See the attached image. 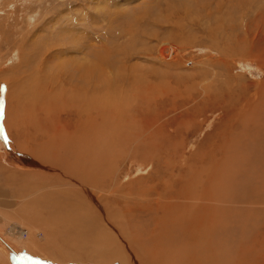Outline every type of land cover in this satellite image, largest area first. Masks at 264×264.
I'll use <instances>...</instances> for the list:
<instances>
[{
    "label": "rangeland",
    "instance_id": "rangeland-1",
    "mask_svg": "<svg viewBox=\"0 0 264 264\" xmlns=\"http://www.w3.org/2000/svg\"><path fill=\"white\" fill-rule=\"evenodd\" d=\"M36 45L40 48H37ZM104 48H107V51ZM33 50L37 51V55L42 52L45 54L37 58ZM168 53L172 54L169 59ZM222 55H225L224 58H221ZM41 59L42 61H40ZM219 62L221 64H218ZM263 65L264 0H0V190H7L12 194V201L15 206L7 209L11 212L10 215L16 214L15 216H19L23 220L25 219V223L27 222L25 228L27 243L20 246L26 250L27 257L43 264H162L160 261L163 264H196L195 261L202 258L203 253H207V250L210 251V248H212L210 252L217 255L206 254L207 257L205 258L210 261L209 264H227L224 260L226 255H233L231 259L236 260L237 258L238 264H248L249 261L245 263L244 260L250 258L253 259L251 264H254V262L257 264L255 261L257 255L258 258L262 257L258 264H264V235H262L264 234V200L251 195L248 197L252 201L251 204L241 203L244 189H246V182L244 181H247L249 185L254 183V185L264 186V168L255 169L257 165L264 163V154L255 153L254 157L256 159L248 157L243 149V144L248 142L255 150L258 141L259 144L262 142L261 147L264 146V139L255 136L252 129H248V134L245 132L247 138L244 139L241 136L235 142L225 146L220 145V142L225 139H219L224 134L222 128L224 115L231 113L230 94L236 95L235 107L232 110H238L246 102L250 103L249 109L254 106L264 107V100H262L264 89L259 87L257 90V83L259 84L264 80ZM96 66L103 69L102 74ZM85 69L92 71L93 74L96 73L95 76L99 74L101 80H106L111 85L119 83L118 92L124 93L121 99L125 101L130 98L133 110H136V107L139 106L142 107L141 111L145 115L148 113L154 117L159 115L162 117L172 113L176 116L179 114L178 112H181L180 121H188L189 127H192L193 133L188 136L182 135L185 138V141H182L184 147H181V154L178 152L180 160L176 161L177 166L173 165L175 168L174 180H171L173 192H175L176 187L177 191L184 188L183 190H187L188 193L180 200L170 199L171 185L166 181V184H169L170 187L166 186L165 190L161 181L156 185L155 190L161 195V202L164 206L170 204L174 206L175 202H180L182 210H184V206L192 210V204L190 203H195L194 190L188 186L189 184H186L191 179L192 174L195 182L203 169L208 173L211 156L214 158L227 157L231 161L228 168H233L228 170V187L227 190L226 188L221 190V192L224 191L222 199L220 192H217V196L212 195L213 192L208 193V195L218 200V204L222 206L221 209L223 208V213L220 211V207L217 214L214 210L211 214H208L206 213L208 210L201 209L200 215H194L193 218V215H191L188 221L186 220L190 213L186 218L185 215H181L185 219H182L183 221L180 224L178 223L181 230H184L189 237L199 243H194V247L192 246L193 243H190L191 248L189 242L183 240L182 237L180 239L182 253L179 245L176 244L177 241L174 242L176 247L173 244V248H178L181 251H179L178 257L160 251L162 249L161 244H165L164 240L166 238L170 240L169 234L173 231L168 233L169 228L165 231L162 229L164 227L162 222H165V219L160 218L163 213L155 205H145L140 194L125 192L121 194L124 196L122 198L119 193L110 191L113 187V190H115V186L127 187L129 184H134V189L137 192L145 188L149 189L150 185L144 181L156 179L159 171H161V167L158 169L155 166L156 162L154 160L148 159L151 162L150 164L148 161L141 162L136 159H129V157L121 159L115 156V159L118 160L116 165L114 164L111 169L108 167L110 170L105 172V176H107V173L112 172V184L114 185H111L110 189L108 187L105 188L107 190L102 189L105 191L96 190L94 194L89 190L88 185H85L78 176L73 175V173L79 172L80 169L76 167L78 159H73L71 153L69 154V144L66 145V163L70 166L73 162L72 167L74 169L72 168L70 171L69 166L66 164V172L62 170L61 165L51 166V158L44 157L42 147H37L39 149L37 154L40 158L32 154L34 144L30 137L26 140L23 126L17 129L19 133L23 134L22 143L18 142L13 145L12 136L16 134V130L12 128L13 123L15 127L16 122L25 124L30 116L32 117L33 113L38 111L36 106L29 105L32 95L49 104L56 92L57 94L59 92L57 89L54 90L52 86L51 89L46 88L42 91L43 86L46 84L44 77L48 81L52 79L59 81L61 79L59 81L61 82L64 78L66 80V102H60L55 107L56 111L50 112L49 119L56 120L54 114L66 108L64 119H66L68 125L74 127L75 115L69 111L70 104L76 98V95L78 93L80 95L82 91H84L83 100L85 99L84 94L91 95L93 92L91 97L86 98V101L91 99V103L95 104L94 111L102 109L97 100L102 99L105 93L100 95L97 91L102 90L101 88L105 85L103 82L94 78V76L93 79L89 80L84 78V85L87 88L79 84L75 85V79H78ZM11 78H13V82L10 81ZM16 80H19L18 82L22 84V88L18 91L21 97L19 96V99L17 97L15 104L9 97L10 90L14 87ZM93 81L95 82L93 83ZM39 85L42 88H38ZM39 89L42 91V94H40L42 97L39 95ZM148 90H151L153 95H160L154 103L149 102L147 99ZM161 90H164V92H160ZM73 92H76V95L74 93L73 99L70 100L68 95ZM95 94L98 95L97 98ZM94 100L96 103H94ZM158 101L161 102L158 103ZM172 105H175V110L178 109V111L170 112L169 108ZM98 106L99 109H97ZM29 109L32 112L28 111ZM263 110L260 109L258 112L262 113ZM69 112L70 114H68ZM187 113L189 115H186ZM233 114L237 115L236 113ZM190 118L194 119L193 123L190 122ZM249 121L253 120L249 119ZM261 121L262 119H259L258 122ZM109 122L110 119L108 121V118L104 117L105 129L111 126ZM98 123L101 122L98 121ZM165 124L169 127L175 125L168 122ZM35 126L39 127V123L35 122ZM244 127L245 125L240 123V125H234L232 129L242 133ZM66 130L72 133L70 127ZM225 132L229 133L230 131L226 130ZM58 139L60 138H55V140ZM202 140L205 143L208 142L207 148L199 147ZM68 141L69 139L66 140V142ZM213 146L215 149L210 151ZM48 149L44 150V154L51 153V148ZM253 149L248 153L251 154ZM138 154L136 155L138 156ZM136 155L134 154L135 157H137ZM192 157H202L203 164L207 166H198V164L193 163L194 159ZM207 158L209 161H207ZM242 158H244L245 167L241 161ZM176 159L177 156H172L168 160V164H173ZM165 160L167 161L166 157ZM57 161H59V158H57ZM48 168H53L55 171H48ZM181 168L184 170H181ZM162 169L164 170L163 166ZM56 170L68 176L66 177L68 181L64 180L63 185L66 186V190H69L62 195H66L69 203L66 204L65 208L60 209L61 213L74 210L77 216L72 217L71 221H68L66 216L65 222L61 219L59 212L60 215L58 214L59 216L55 218L56 221L54 220L51 224L52 219L48 216L50 209H44L48 207L46 205L52 204L50 193L45 187H42L43 184L39 182L37 176L56 174ZM207 173L202 174L201 180L203 182L206 181L205 175ZM164 180H166L165 177ZM153 184L155 185V183ZM53 185L55 189L59 187L58 177L54 178ZM142 186L144 189H142ZM56 190L61 192L62 189L58 188ZM260 192L264 195V188ZM189 194H191L190 199L187 198ZM156 195L155 192L152 193L150 199L156 198ZM44 196L47 197V200L41 201ZM127 198H139L141 202H126ZM113 200L120 202H111ZM21 201H24V203L22 204ZM102 202L106 203L102 205ZM213 202L210 204H213ZM71 204L73 207H70ZM167 210L165 214H167ZM32 214H36L37 218H34ZM169 214L168 212L166 215L169 216L166 221H170ZM255 215L259 216V219ZM6 218L8 221L18 224L16 217ZM206 218L213 220V223L206 221ZM192 219H195V222ZM221 219L222 221H220ZM231 220H235L236 225H240L243 220H249L247 229L249 233L247 232V237L243 241H241L243 236L241 231L236 229L237 232H234L226 225ZM150 222L153 224H150ZM229 224L233 225L234 222ZM115 226L116 228H114ZM125 226L127 229L124 228ZM210 226H212V230ZM219 226L224 230L220 229ZM175 227L178 230L179 227ZM225 227H227V230H225ZM201 228H205L202 229L203 233L200 232ZM156 230L161 234H158ZM196 230H199L198 233L195 232ZM177 233H174L173 237L177 236ZM223 233L227 235V238L228 235L235 237L236 241L235 239L233 243L225 239L224 241L222 239ZM47 234H49L51 242ZM153 234L157 242L152 240L155 239V237H152ZM22 237L25 238V235H22ZM210 237L211 239H208ZM135 238H139V241ZM204 238L208 242L207 240L205 242ZM218 240L222 243L216 242ZM153 241L155 242L153 243ZM210 242H213V244L211 245ZM214 242L216 243L214 244ZM11 243L0 241V255L15 258L18 255L19 260H21L23 253L17 250L14 251L15 247ZM248 243H252L249 247L250 251L247 254L245 252V255L240 254L239 251H245V245ZM202 244L205 245V249H203ZM253 244H256V248L259 249L254 257H252V251L255 252V250L251 248ZM259 244H262L263 249ZM35 246L40 252L35 249ZM139 249L144 250V253ZM145 249H147L146 254ZM191 249H196L195 253ZM220 249L224 250L226 254H223L225 252L221 254ZM136 250L141 253L137 254ZM226 250L229 252L227 253ZM186 251L190 253L188 254ZM117 253L118 255H116ZM160 254H163V257ZM181 254L184 257L183 255L180 257ZM163 258L165 259L163 260ZM200 263H203L202 259ZM27 264L35 263L27 261Z\"/></svg>",
    "mask_w": 264,
    "mask_h": 264
},
{
    "label": "bare ground",
    "instance_id": "bare-ground-1",
    "mask_svg": "<svg viewBox=\"0 0 264 264\" xmlns=\"http://www.w3.org/2000/svg\"><path fill=\"white\" fill-rule=\"evenodd\" d=\"M142 14V13H141ZM147 14V13H146ZM64 36V35H63ZM62 36V37H63ZM61 37V38H62ZM66 37V36H65ZM48 44V43H47ZM41 45V44H40ZM37 48H40L38 47V45H36ZM35 46V47H36ZM36 48V49H37ZM106 51H107V48H104ZM46 50V48H45ZM48 50V49H47ZM35 51V54H36V50H33ZM41 51V49H40ZM43 51V50H42ZM39 52V51H38ZM34 53V52H33ZM174 53V52H173ZM45 53L42 52V53H38L37 55V58H40L41 56H43ZM96 55V53H94ZM222 54V53H221ZM34 55V54H32ZM168 59L169 57L172 56V54L168 53ZM225 55H222L221 58H224ZM99 59V58H98ZM171 59V58H170ZM39 60V59H38ZM42 61V59L40 60ZM226 61V60H225ZM224 62V61H223ZM227 63V62H226ZM218 64H221L220 62ZM228 64V63H227ZM93 65V64H92ZM264 66V65H263ZM99 68L100 70V74L103 73V69L100 67V66H96V68ZM39 71V70H38ZM77 72V71H75ZM41 73V72H40ZM65 74V73H64ZM96 73L93 74L92 71L88 70V69H85V71L81 72L80 76L78 77V79H75V85L79 84V85H84V78H88L89 79H93V77L95 76ZM207 74V72H206ZM78 75V74H77ZM62 76V75H61ZM203 76V75H202ZM83 78V79H81ZM94 78H97L99 81L103 82V87L101 88L102 90H99L97 91L98 94L101 95V93H105L102 97V99H100L99 101L97 100V102H99V106L102 107V109H99V106L97 107V109L99 110H96L94 111V106L95 104L91 103V99H89L90 101H86V98L89 96L91 97L90 94H84L85 96V101L83 100V92H81V94L79 95V93L76 95V92H73L72 94L68 95V97L70 98V100L73 99V96H74V93L76 95V98H74L72 101H71V104H70V109L69 111H71L75 116V126L72 127L70 126V124L68 125L66 123V119H64V117H66V108L60 110L59 112H56V114H54V118L56 120H52V119H49L50 117V112H53V110L56 111V106L60 103V102H66V80H62L61 82H59L58 80L55 81V80H50L48 81L46 79V77H44V79L46 80V84L42 87H40V84L38 86V88H42V91L43 89L46 90V88H50L51 86L57 90L62 91V92H56V95L54 96V98L52 99V102H49V104L47 105L46 102L44 101H41L39 100L37 97H35L34 95H32V98L30 99L29 101V105H33L34 107L36 106L37 107V112L36 113H33L34 115H32V117L30 116V119L25 123V124H22L20 122H16V127L14 126V123L12 125V128H14L16 130V134L14 136H12V140H13V145H16L18 142L19 143H22L23 141V134L19 133L17 131V129H19L20 127H24L25 128V134H26V140L30 137L33 144H34V148L32 150V154H34L36 157H39L37 154L38 150L37 147L40 146L42 147V153L44 155V157H50L51 158V166H55V165H61L62 166V170L64 172H66V145L69 144V154L71 153V156L73 157V159H78V163L75 162V160H73L77 165L76 167L80 169L79 172H75L73 173V175H76L80 178V180H82L85 185H88L90 187V191L94 192L95 194V191L96 190H102V189H105L108 187V189H110L111 185H114L112 184V180H113V174L112 172L111 173H107V176H105V172L107 170H110L113 165L115 164L116 165V160L115 159V156H118L119 158H124V157H129V159H136V160H139L141 162H150L148 159L150 160H154L156 162L155 166L159 169V167H161V171H159L158 175H157V178L154 179V180H151V179H147L145 180L144 182L147 183L148 185H150L149 189L145 188L142 186V191H139L137 192V190H135L134 188V184H129L127 185V187H116L115 186V190H113V188L110 190L112 193L113 192H117L119 193L120 197L124 198L123 195H121L122 193H128V194H140L141 198L143 199V203L145 205H148V206H153L155 205L156 208L158 210H160L162 213H163V216H161L160 218H164L165 219V222H162V224H164V227L162 228L164 231L169 228V231L168 233H170V231H173L171 234H169V239L168 240L167 238L164 240L165 244H161L162 246V249L165 247H167V249H161L160 251H165L171 255H176L177 257L179 256V253L182 251V245H181V238L183 237V240H185L186 242H189V245L190 243H193V247H194V243H199V242H196L195 239H192L191 237H189L188 233L186 234V232H184V230H181V226L178 225V223L180 224L181 221L185 220L183 219L184 217H182L181 215H185V218L188 216V214L190 213L189 217L187 218L186 221H188V219L192 216V218L194 217V215H197V214H201V209H206L208 210L206 213L208 214H211L213 212V210L215 211V214H217V212L219 211V207L221 209V205H219L218 203V200L213 196H210L208 195V193L210 192H213L212 195L214 196H217V192H220L221 193V199H222V193L224 192H221V190L225 189L227 190V187H228V170H232L233 167L231 168H228L230 165H231V161L227 158V157H220V158H214L211 156V159L209 161V159L207 158V161L210 162V170L209 172L207 173L203 168V171L201 172L200 176L198 177L197 181H193V174L191 176V179L187 181V185L190 186L193 190H194V194H193V197L195 198V203H190L192 204V210L189 209L188 207L186 208V206H184V210H182V208L180 207V202H175L174 203V206H172V204H170L169 206H164V204H162L161 202V195L159 194V192H156L155 190V187L156 185H158V183H160L161 181L163 182V185L165 187V190H166V186L170 187L171 185V189H170V196L169 198L170 199H176V200H180L181 197H184V195H186V193H188V191H184L183 189L184 188H180L178 191L176 190V187H175V192L172 191V183H171V180L173 179V173H174V166H177L176 164V161L180 160L179 159V154L178 152H180L181 154V147L183 148L184 147V144L182 143V141H185V138L182 137V135H186L188 136L189 134L193 133V129L192 127L190 126L189 127V122L188 121H180V115H181V112H178L179 114L175 116V114L173 115L172 114H167V115H164L162 117L159 116H152L151 114H148L145 115L141 109L142 107H136V110H133L132 107H131V100L129 98V100H122L121 98L123 97L124 93H121V92H118V89H119V83H115L114 85H111L110 83H108L106 80H101L100 79V76L99 74H97V76H95ZM13 78L10 79V81L12 80ZM40 79V78H39ZM70 80V79H69ZM19 80H16L14 82V87L10 90V99L13 101V103L16 104V101H17V97L19 99V96L21 97L20 95V92H18L21 88H22V84L18 82ZM13 82V80H12ZM95 81H93L94 83ZM71 83H74V82H71ZM87 84V83H86ZM98 84V83H97ZM96 84V85H97ZM101 84H99L101 86ZM196 84V83H195ZM73 85V84H72ZM73 85V86H75ZM95 85V86H96ZM94 86V85H93ZM198 86V85H197ZM196 86V88H197ZM79 87V86H78ZM99 87V86H98ZM260 88L264 89V80L263 82L261 83H257V90ZM85 88H87L85 86ZM84 88V89H85ZM51 89V88H50ZM83 89V88H82ZM92 89V88H91ZM180 89V88H179ZM40 90V89H39ZM74 90V89H73ZM79 90V89H78ZM77 90V91H78ZM159 90V89H158ZM167 90V89H166ZM42 91L40 90L39 91V95L42 94ZM76 91V90H75ZM164 92V90H161L160 92ZM170 91V90H169ZM167 91V92H169ZM174 91V90H173ZM179 91V90H178ZM37 92V90H36ZM41 92V93H40ZM47 92V91H46ZM100 92V93H99ZM165 92V93H167ZM180 92V91H179ZM44 93V92H43ZM181 93V92H180ZM191 93V92H190ZM199 93V92H198ZM53 94V93H52ZM162 94V93H161ZM200 94V93H199ZM164 95V94H163ZM166 95V94H165ZM182 95V93H181ZM38 96V95H37ZM41 96V95H40ZM44 96H46L44 94ZM98 96V95H97ZM96 94H95V97L97 98ZM147 99L149 102H153L158 100L159 99V94H152L151 93V90H148L147 92ZM42 97V96H41ZM67 97V98H68ZM82 97L81 99H78ZM94 97V98H95ZM208 97V96H207ZM264 93H262V100H264ZM27 98V97H26ZM72 98V99H71ZM230 98V108H231V113L229 114H225L224 115V124L222 126L223 128V133L224 134H220L221 135V138L219 139H225L223 141L220 142V145L221 146H225V145H228L232 142H235L238 138H240L241 136L245 138H247V135L246 133L248 134L249 133V130L248 129H252L255 133V136H259L260 139H264V110L262 113H259L258 111L260 109H264V107H257V106H254V107H251L250 108V103H247L240 107L238 110H232V108H234V104L236 102V95H233V94H230L229 96ZM253 98V97H252ZM96 100V99H95ZM94 100V103H96V101ZM151 100V101H150ZM182 100V99H181ZM20 101V100H19ZM22 101V100H21ZM23 102V101H22ZM21 102V103H22ZM70 102V101H69ZM161 102V101H158V103ZM164 102V101H163ZM20 103V102H19ZM28 103V102H27ZM146 104V103H145ZM18 105V104H17ZM68 105V104H67ZM97 105V104H96ZM156 105V104H154ZM263 105V104H262ZM65 106V105H64ZM67 107V106H66ZM69 107V105H68ZM30 108V107H29ZM61 108V107H60ZM145 108V106H144ZM58 109V108H57ZM33 110V108H32ZM35 110V109H34ZM51 110V111H49ZM173 110V111H171ZM28 111H31L30 109ZM169 111L170 112H176L178 111V109L175 110V105H172L170 106L169 108ZM32 112V111H31ZM156 112V111H155ZM169 112V113H170ZM233 113H236L237 115H234ZM258 113V114H257ZM70 114V112L68 113ZM186 115H189V113H187ZM73 116V115H71ZM104 117L105 118H108V121L110 119V122L109 124L111 126H108V128H104L105 127V124H104ZM160 117V118H159ZM69 118V117H68ZM249 119H252L253 121H249ZM259 119H262L261 122H258ZM106 120V119H105ZM73 121V120H72ZM98 121H100L101 123H98ZM35 122H38L39 123V127H36L35 126ZM173 123L175 124L174 126H166L165 123ZM190 122H194V119H191L190 118ZM72 123V122H71ZM105 123H108V122H105ZM240 123L242 125H245L242 133L239 131H235L233 130L232 128L234 127V125H240ZM29 125V126H28ZM103 125V127H102ZM69 127L71 128L72 130V133H70L69 131H67L66 129H69ZM226 130H229L230 132L229 133H226L225 131ZM246 132V133H245ZM53 136L56 137H59L60 139L58 140H55V138H53ZM69 139L68 142H66V140ZM213 139V138H212ZM59 140H61V142H59ZM171 140V141H170ZM179 140V141H178ZM262 143V142H261ZM261 143L259 144V141L257 143V148L254 150L253 149V146H251L248 142H245L243 144V149L245 150V152L247 153L248 157H254V154L255 153H259L260 155L261 154H264V146L261 147ZM140 144V145H138ZM216 144V143H215ZM20 145V144H19ZM260 145V146H259ZM208 146V142H204L203 140L201 141V144H199V147L200 148H207ZM247 146V147H246ZM38 147V148H40ZM51 149H50V148ZM50 149L51 153H47V154H44V150L45 149ZM48 149V150H49ZM215 148L213 146L212 150L210 151H213ZM251 154H249L248 152L251 150ZM219 150V149H218ZM46 151V150H45ZM191 151V150H190ZM40 152V151H39ZM139 152V154H138ZM41 153V152H40ZM113 155H112V154ZM134 154H138L137 157L134 156ZM32 155V157L34 156ZM42 155V157H43ZM34 156V158H35ZM172 156H177V159L173 162V164H168V160L172 157ZM183 156V155H182ZM228 156V155H227ZM41 157V158H42ZM165 157L167 158V161L165 160ZM40 158V157H39ZM49 158V159H50ZM57 158H59V161H57ZM213 158V159H212ZM241 158V157H240ZM246 158V157H244ZM244 158L241 159L242 163L244 164V167H245V163H244ZM126 159V158H125ZM128 159V160H129ZM192 159H194L193 163L195 164H198V166L202 167L204 164H203V159L202 157L199 158V157H192ZM256 159V158H255ZM165 160V161H164ZM40 161H42L40 159ZM164 161V162H163ZM43 162V161H42ZM41 162V163H42ZM70 162V161H69ZM120 162V161H119ZM132 162V161H131ZM134 162V161H133ZM184 162V161H183ZM250 162V161H249ZM118 163V162H117ZM127 163V162H126ZM129 163V162H128ZM138 163V162H137ZM176 163V164H175ZM180 163V162H179ZM37 164V163H36ZM71 164V163H70ZM73 164V162H72ZM72 164L69 166L68 164V169L71 171L72 170ZM151 164V162H150ZM48 165H49V162H48ZM75 165V164H74ZM118 165V164H117ZM141 165V164H140ZM143 165V164H142ZM153 165V163H152ZM39 166V165H38ZM162 166L164 167V170L162 169ZM204 166H207V165H204ZM110 169H109V168ZM117 167V166H115ZM120 167V166H119ZM152 167V166H151ZM179 167V166H178ZM118 168V167H117ZM188 168V167H187ZM264 168V163L262 164H259L255 167V169L257 170H260ZM74 169V168H73ZM39 170V169H38ZM41 170V168H40ZM43 170H46V169H43ZM118 170V169H117ZM163 170V171H162ZM181 170H184L181 168ZM241 170H242V166H241ZM48 171H55V169L53 168H48ZM190 171V170H189ZM56 174H46V176H40L38 177L37 176V179L39 180L40 183L43 184L42 187H45V189H47V191L50 193V198H51V201H52V204L51 205H46L48 207L44 208V209H50V212L48 213V216L52 219L51 221V224L53 223V221L55 220L56 216H59L61 214V219L62 220H65L66 222V216L68 217V221H71V218L72 217H75L77 216L76 212L74 210H71V211H66V212H62L61 213V210L62 207H66V204H68L69 202L67 201L66 199V195H62L63 193H65V191H68L66 190V186L63 185V183L65 182L64 180H66L68 176H66V174H64L63 172H58L56 170ZM73 172V171H72ZM103 172V173H102ZM116 172V170L114 171V173ZM241 172V171H240ZM251 172H252V167H251ZM50 173H53V172H50ZM179 174H181L180 172H178ZM204 173H207L205 176H206V181L203 182L201 180V177H202V174ZM264 173V172H263ZM246 174H248V172H246ZM41 175V174H40ZM161 175V177H160ZM250 175V174H249ZM255 175V174H254ZM259 175V174H258ZM48 176H50L51 178H49ZM167 176V177H166ZM182 176V174H181ZM55 177H58V186L59 187H56V189L60 188L62 189L61 192H58L55 187H54V178ZM164 177L166 178V180H164ZM49 178V179H48ZM158 178H160L158 180ZM178 178V177H177ZM187 178V177H186ZM214 178H216V180H214ZM252 178V177H251ZM264 178V177H263ZM70 179V178H69ZM176 179V178H175ZM72 180V178H71ZM174 180V179H173ZM179 180V179H178ZM68 181V180H66ZM166 181H168L170 183L169 184H166ZM246 182L245 184V188L244 189V195L242 197V200H241V203L243 204H251L252 201H250V199L248 198L249 196L253 195L254 197L257 196V197H260L261 199L264 200V195L260 192L264 186H259L258 184L254 185L251 184L249 185V183L247 181H244ZM70 183V182H69ZM155 183V185L153 184ZM196 183V184H195ZM79 184V183H78ZM185 184V183H184ZM84 185V184H83ZM56 186V185H55ZM184 186V185H183ZM249 186V187H248ZM70 187V186H69ZM68 187V188H69ZM71 188V187H70ZM78 189V188H77ZM85 189V188H84ZM199 189L198 192H200L201 194H199L197 192V190ZM72 190H73V187H72ZM107 190V189H105ZM105 190H102V191H105ZM74 191V190H73ZM86 191V190H85ZM159 191V190H158ZM76 192V191H75ZM80 192V191H79ZM156 193V198L154 197V199H150V196L152 195V193ZM193 192V191H192ZM255 192V193H254ZM257 192V193H256ZM67 193V192H66ZM82 193V192H81ZM97 194V192H96ZM168 194V193H167ZM211 194V193H210ZM219 194V193H218ZM202 195V196H201ZM226 195V194H225ZM228 195V194H227ZM236 195V194H235ZM93 196V195H92ZM96 196V195H95ZM167 196V195H166ZM190 196L191 194H189V196L187 197L188 199H190ZM219 196V195H218ZM229 196V195H228ZM226 196V197H228ZM22 197V196H21ZM20 197V199H21ZM68 197V196H67ZM84 197V196H83ZM139 197V198H140ZM219 197V198H220ZM78 198V197H77ZM100 198V197H99ZM139 198H135V199H130V198H127L126 202H141V200H139ZM168 198V199H169ZM253 198V197H252ZM80 199V198H79ZM86 199V198H85ZM94 199V198H93ZM98 199V198H97ZM96 199V200H97ZM229 199V197H228ZM235 201H236V198L234 197ZM47 200V197L44 196L41 198V201H45ZM77 200V199H76ZM95 200V201H96ZM102 200H105V199H102ZM187 200V199H186ZM214 200V202H213ZM225 200V199H224ZM222 200V201H224ZM227 200V199H226ZM70 201V200H69ZM80 201V200H79ZM98 201V200H97ZM152 201V203H151ZM193 201V202H194ZM220 201V200H219ZM100 202H101V199H100ZM111 202H120V201H117V200H113ZM213 204H210L212 203ZM21 203L23 204L24 201ZM99 203V201H98ZM103 203H106V202H102V205ZM114 203V204H116ZM73 204V203H72ZM71 204L70 207H73ZM78 204V203H77ZM91 204V203H90ZM101 204V203H100ZM215 204V205H214ZM82 205V204H81ZM92 205V204H91ZM214 205V207H212ZM13 206H15V204L13 203L12 201V194L11 192L7 191V190H0V241H4V242H12V246L15 247L14 248V251H20V253L22 252V258H20L21 260H19L18 258V255L17 258L15 257H8V256H1L0 255V264H27V261L30 262V263H35V264H43V263H37L31 259H29L27 257V253H26V250H24L23 248H21L20 246H22V244H26L27 243V233L25 232V228H26V225H27V222L25 223V219L23 220L22 218H20L19 216H15L16 214L14 215H10L11 212L7 211V209H11ZM23 206V205H22ZM68 206V205H67ZM83 206V205H82ZM225 206V205H223ZM76 207V206H75ZM89 207V206H88ZM92 207V206H91ZM241 207V206H240ZM239 207V208H240ZM246 207V206H245ZM106 208V207H105ZM153 208V207H152ZM24 209V208H22ZM27 209V208H26ZM90 209V208H89ZM102 209V208H101ZM108 209V208H107ZM155 209V208H154ZM169 209V210H167ZM174 209V210H173ZM228 209V208H227ZM166 210L170 213V221H166L167 218H169V216H166L168 214H165ZM240 210V209H239ZM170 211H173V212H170ZM222 213H223V208L220 210ZM60 212V214H59ZM89 213V211H88ZM94 213V212H93ZM108 213V212H106ZM228 213V212H227ZM59 214V215H58ZM91 214V213H90ZM225 214V213H224ZM229 214V213H228ZM28 215V214H27ZM93 215V214H92ZM95 215V214H94ZM97 215V213H96ZM106 215V214H105ZM155 215V214H154ZM153 215V216H154ZM220 215V213H219ZM29 216V215H28ZM32 216L34 218H37L36 217V214ZM46 215V217H48ZM217 216V215H216ZM227 216V215H226ZM256 216V215H255ZM6 217H16L17 220H18V224L15 223V222H10L7 220ZM95 217V216H93ZM159 217V216H158ZM206 217V216H205ZM224 217V216H223ZM229 217V216H228ZM227 217V218H228ZM257 218L259 216H256ZM20 218V219H19ZM106 218V217H105ZM143 218V217H142ZM155 218V217H154ZM200 218V217H198ZM222 218V217H221ZM231 218V217H230ZM29 219V218H28ZM39 219V218H38ZM49 219V218H48ZM183 219V220H182ZM259 219V218H258ZM31 220V219H30ZM123 220V219H122ZM144 220V219H143ZM177 220V221H176ZM194 220L193 222H195V219H192ZM227 220V219H226ZM230 220V219H229ZM34 221V219H33ZM48 221V220H47ZM56 221V220H55ZM136 221V220H135ZM149 221V220H148ZM185 221V222H186ZM197 221V220H196ZM206 221H210L212 222L213 220H211L210 218H206ZM222 221V219L220 220ZM219 221V223H220ZM46 222V221H45ZM103 222V221H102ZM125 222V221H124ZM137 222V221H136ZM146 222V221H145ZM169 222V223H168ZM184 222V223H185ZM209 222V223H210ZM231 222H234V224H229ZM231 222H227L226 225H228L230 227V230L234 231V232H237L236 229H238L239 231L242 232V239L241 241H243V239H245V237H247V229H248V225H249V220H243L242 223L237 224L236 225V222L235 220H231ZM240 222V221H239ZM83 223V222H81ZM117 223V222H116ZM139 223V222H138ZM203 223V222H202ZM213 223V222H212ZM211 223V224H212ZM248 223V224H247ZM50 224V222H49ZM50 224V225H51ZM118 224V223H117ZM131 224V223H130ZM141 224V223H139ZM145 224V223H144ZM150 224H153L152 222H150ZM188 224V223H187ZM194 226L197 225V222H196V225L195 223H193ZM198 224L200 225V223L198 222ZM225 224V223H224ZM55 225V224H53ZM60 225V224H59ZM84 225V223H83ZM122 226V224H120ZM125 225V224H124ZM143 225V224H142ZM141 225V226H142ZM148 225V224H147ZM185 225V224H184ZM128 226V225H126ZM124 227L125 229H127V227ZM175 226H178V230H177V227ZM204 226V224H203ZM213 226V225H212ZM212 226H210L211 230H212ZM225 226V225H223ZM227 226V227H228ZM123 227V226H122ZM121 227V228H122ZM137 227V225H136ZM218 227V226H216ZM225 227V230H227ZM116 228V226L114 227ZM123 228V229H124ZM209 228V226H208ZM220 228V226H219ZM124 229V230H125ZM134 229V228H133ZM138 229V227L136 228V230ZM140 229V228H139ZM183 229H186V228H183ZM196 229V228H194ZM199 229V227H198ZM202 229H205V228H201L200 229V232L202 231ZM207 229V228H206ZM222 230H224L223 228H220ZM229 229V228H228ZM253 229V228H252ZM221 230V231H222ZM262 230V229H261ZM52 231V230H51ZM50 231V232H51ZM126 231V230H125ZM128 231V230H127ZM157 231V230H156ZM199 231V230H198ZM198 231L196 230L195 232L198 233ZM214 231V230H213ZM256 231V230H255ZM255 231H253L255 233ZM56 232V231H55ZM53 232V233H55ZM60 232V231H59ZM114 232V231H113ZM129 232V231H128ZM158 232V231H157ZM178 232V233H177ZM215 232L219 233L218 231L215 230ZM251 232V231H250ZM260 232V231H259ZM115 233V232H114ZM160 232H158L159 234ZM176 234L177 233V236L173 237L174 235L173 234ZM203 233V231H202ZM222 233V232H221ZM225 233V232H224ZM223 233V234H224ZM249 233V232H248ZM51 234V233H50ZM161 234V233H160ZM196 234V233H195ZM194 234V235H195ZM215 234V233H214ZM222 234V236H223ZM256 234V233H255ZM22 235L24 236L25 235V238L22 237ZM48 235V238H49V241L51 242V239H50V236L49 234ZM55 235V234H54ZM61 235V234H60ZM59 235V236H60ZM138 235V234H137ZM154 235V234H153ZM164 235V234H163ZM172 237H171V236ZM204 235V234H203ZM217 235V234H216ZM251 235V234H250ZM264 235V234H262ZM53 236V235H52ZM58 236V235H57ZM56 236V237H57ZM135 236V235H134ZM133 236V238H134ZM161 236V235H160ZM205 236V235H204ZM210 236V235H209ZM3 237V238H2ZM63 237V236H62ZM137 237V236H135ZM139 237V235H138ZM141 237V235H140ZM152 237H155L152 236ZM220 237V235H219ZM254 237V236H253ZM55 238V237H54ZM61 238V237H60ZM160 239V237H158ZM165 238V237H164ZM195 238V237H194ZM202 238V237H201ZM207 238V237H206ZM8 239V241H7ZM136 239V238H135ZM139 239V238H138ZM138 239H136L137 241H139ZM199 239V238H198ZM208 239H211L208 238ZM221 239V238H220ZM223 240L225 239L226 241L230 242V243H233L234 242V239L235 237H232V236H229L228 235V238H227V235L224 234ZM221 239V240H222ZM54 240V239H53ZM56 240V239H55ZM63 241V239H61ZM152 240H155L156 241V237L155 239L153 238ZM151 240V241H152ZM161 240V239H160ZM182 240V242H183ZM203 240V239H202ZM200 240V241H202ZM207 240V239H206ZM205 238H204V241L206 242ZM224 240V241H225ZM153 241V243L155 242ZM176 244L179 245V248H173L174 245L176 247V244L174 242H176ZM212 241V240H210ZM215 241V240H214ZM236 241V239H235ZM249 241V240H248ZM253 241V240H252ZM157 242V241H156ZM208 242V240H207ZM216 242H219L216 241ZM214 242V244L216 243ZM221 242V241H220ZM219 242V243H220ZM185 243V242H184ZM203 243V242H202ZM211 245L213 244V242H210ZM222 243V242H221ZM225 243V242H224ZM136 244L139 245V243L136 242ZM159 244V243H158ZM174 244V245H173ZM186 244V243H185ZM218 244V243H217ZM252 243H248L247 245H245V251H239L240 254L242 255H245V252L246 254L250 251L249 250V247L251 246ZM128 245V244H127ZM151 245H152V242H151ZM155 245V244H154ZM196 245V244H195ZM203 245V244H202ZM219 245V244H218ZM221 245V244H220ZM226 245V244H225ZM156 246V245H155ZM186 247V245H184ZM191 246V245H190ZM191 246V248H192ZM200 246H201V243H200ZM205 245H203V249ZM215 246V245H213ZM212 246V247H213ZM259 246H261V248L263 249L262 247V244H259ZM126 247V246H125ZM128 247V246H127ZM153 247V246H152ZM228 247V246H227ZM235 247V245H234ZM241 247V246H240ZM40 248V247H39ZM131 248H133L131 246ZM136 248V247H135ZM159 248V247H158ZM170 248V249H169ZM215 248V247H213ZM229 248V247H228ZM238 248H239V245H238ZM242 248V247H241ZM240 248V250H241ZM252 250H255L252 251V257H254L257 252L259 251L258 248H256V244H253L252 245ZM35 249H37V251L40 252V250L37 248V246H35ZM129 249V248H128ZM138 249V248H137ZM140 249H142L140 247ZM139 249V250H140ZM148 249V248H147ZM147 249H145V254L147 252ZM190 249V248H189ZM197 249V248H196ZM195 249V250H196ZM208 249V248H207ZM212 248H210V251ZM227 249V248H226ZM127 250V249H125ZM135 250V249H134ZM192 251H194L195 253V250L194 249H191ZM209 250V249H208ZM207 250V253L204 252L203 255H202V258L198 259L196 262V264H199L201 262V259L203 260V263L202 264H209L210 261L205 258L207 257L206 254L210 253V254H213L211 253L210 251ZM234 250H236L234 248ZM264 250V249H263ZM137 251V254H140L138 250ZM135 251V252H136ZM142 251V250H140ZM159 251V250H158ZM180 251V252H179ZM185 251V250H184ZM199 251V250H198ZM221 252V254L223 252H225L224 250H219ZM227 251V250H226ZM232 251V250H231ZM117 252V251H116ZM119 252V251H118ZM129 252V251H128ZM144 253V250L142 251ZM187 252V251H186ZM229 251H227L228 253ZM166 253V254H167ZM183 253V251H182ZM188 253V252H187ZM190 253V252H189ZM188 253V254H189ZM193 253V252H192ZM199 253V252H198ZM121 254V253H119ZM216 254V253H215ZM223 254H226L223 253ZM118 255V253L116 254ZM135 255V254H134ZM133 255V256H134ZM162 255L163 257V254H160V256ZM183 254L180 255V257H182ZM192 255V254H190ZM195 255H198V254H195ZM209 255V254H208ZM217 255V254H216ZM213 254V256H216ZM137 256H140V255H137ZM142 256V254H141ZM173 256V257H174ZM186 256V254H185ZM233 255H226V259L224 258V260H226L227 264H238V260L236 258V260H233L231 259ZM113 257V256H112ZM128 257V256H126ZM132 257V256H130ZM165 257V256H164ZM169 257V256H168ZM172 257V258H173ZM177 257H174L176 259H178ZM184 257V255H183ZM190 257V256H188ZM211 257V256H210ZM159 258V257H158ZM209 258V257H208ZM234 258V259H235ZM138 259V258H136ZM165 258H163L164 260ZM181 259V258H180ZM222 259V258H221ZM262 259L261 258H258V256L256 255L255 257V261L256 263L258 264L260 262V260ZM133 260V259H132ZM139 260V259H138ZM140 261V260H139ZM138 261V262H139ZM166 261V260H165ZM164 261V263H165ZM187 261V259H186ZM249 261V262H248ZM253 261L252 258L250 259H246L244 260L245 263L248 262V264H251ZM132 262V261H131ZM135 262V261H134ZM141 262V261H140ZM162 264L163 262L160 261ZM175 262V261H174ZM179 262V261H178ZM136 263V262H135ZM169 263V261H168ZM138 264V263H137ZM140 264V263H139ZM167 264V263H166ZM171 264V263H170ZM201 264V263H200ZM255 264V262H254Z\"/></svg>",
    "mask_w": 264,
    "mask_h": 264
}]
</instances>
